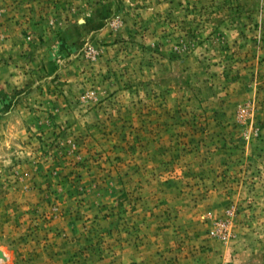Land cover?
Masks as SVG:
<instances>
[{"label":"rangeland","instance_id":"obj_1","mask_svg":"<svg viewBox=\"0 0 264 264\" xmlns=\"http://www.w3.org/2000/svg\"><path fill=\"white\" fill-rule=\"evenodd\" d=\"M0 264H264V0H0Z\"/></svg>","mask_w":264,"mask_h":264}]
</instances>
